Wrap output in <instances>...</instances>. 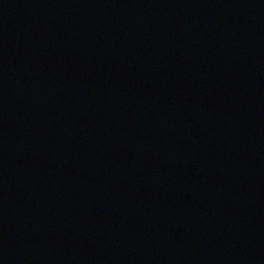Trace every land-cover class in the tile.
<instances>
[{"label": "water", "instance_id": "water-1", "mask_svg": "<svg viewBox=\"0 0 264 264\" xmlns=\"http://www.w3.org/2000/svg\"><path fill=\"white\" fill-rule=\"evenodd\" d=\"M0 264H264V0H0Z\"/></svg>", "mask_w": 264, "mask_h": 264}]
</instances>
